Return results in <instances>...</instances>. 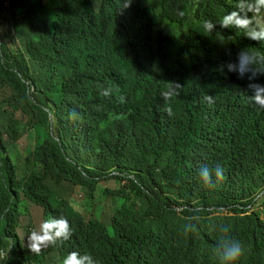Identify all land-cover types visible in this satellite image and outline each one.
<instances>
[{"label": "clouds", "instance_id": "9594fccd", "mask_svg": "<svg viewBox=\"0 0 264 264\" xmlns=\"http://www.w3.org/2000/svg\"><path fill=\"white\" fill-rule=\"evenodd\" d=\"M207 2V10L195 11L186 19L182 11L176 13L173 2L106 0L94 8V15L103 12L107 24L101 27L95 23L82 40L72 32L62 45L61 38L42 33L44 23L35 24L37 0H0V25L17 42L3 55L8 74L0 80V101L13 94L11 105L0 102V186L13 181L16 170L35 174L57 157L75 165L76 187L83 196L99 183L98 195L103 202L110 201L111 209L126 210L128 216L138 212L147 224L169 228L177 255L172 253L166 260L151 257L144 264H193L187 259L190 252H197L206 264H242L238 262L244 254L241 243L222 236L229 229L222 227L220 217L231 211L225 209L226 204L216 203L227 180L212 157L231 142L222 126L224 114L230 113L229 94H234L245 110L264 109V0ZM151 11L157 22H148ZM198 15L209 19L219 15L221 19L202 23L195 19ZM55 43L60 53L50 57L52 71L47 75L34 58ZM79 43L101 57L91 65L72 63L64 51L67 45L77 47ZM143 52L147 62L141 58ZM61 70L64 73L59 76ZM105 74H110L109 83ZM148 77L154 89L136 87L145 84ZM87 89L115 107L118 130L131 132L138 141V146L134 144L122 153L121 164L112 160L110 151L101 150L93 136L83 140L89 147L87 152L73 153L64 146V135H80L86 116L78 117L70 105ZM185 102L194 106L193 112L208 132L181 118ZM17 112L28 115L26 129L33 138L23 155L10 147L19 138ZM9 137L12 142L7 141ZM187 147L193 151L181 158ZM143 163L163 170L167 178L157 183L146 180ZM180 173L188 185L176 182ZM109 180L115 187L101 184ZM243 202L247 201L238 198L229 205L244 209L239 215L256 214L254 202ZM28 207L15 199L4 203L0 206V226L18 235L20 218L27 216ZM208 221L215 223L217 232L203 234ZM28 231L24 246L19 242L33 256L30 264L46 260L35 257L46 248L49 254L59 253V262L48 257L52 264H108L100 255L90 254V247L60 254L59 249L73 234L65 216L44 217ZM201 239L206 240L208 254L199 251Z\"/></svg>", "mask_w": 264, "mask_h": 264}, {"label": "trees", "instance_id": "16d2710c", "mask_svg": "<svg viewBox=\"0 0 264 264\" xmlns=\"http://www.w3.org/2000/svg\"><path fill=\"white\" fill-rule=\"evenodd\" d=\"M105 1L37 0V9L33 19L35 24H45L43 34L48 32L49 37L61 38V44L65 45L72 32L82 40L85 33L92 31L95 23L99 22L101 27L107 24V18L103 12L100 16L94 15V7L98 6L99 8ZM163 1L175 3L176 13L182 11L186 19L193 17L195 11L208 9L207 0ZM195 19L202 23L206 20L214 22L216 19L220 20L221 16L215 15L213 19H209L198 15ZM148 22H157L152 11L148 13ZM16 44L17 42L10 37L5 26L1 24L0 80H5L8 74L3 55L6 56L7 49L16 46ZM145 49L143 48V50ZM182 50H186V47H183ZM54 52L60 53L57 43L41 52L39 56L36 54L34 58V61L39 63L41 70H44L47 75H50L52 71L50 57ZM64 52L72 58L71 62L78 66L91 65L101 57L99 54L92 53L91 49L82 43H79L77 47L69 44ZM146 56L147 54L143 52L141 58L145 62H147ZM40 58L44 59V62ZM63 73V70L59 71V76H62ZM104 78L105 82L109 83L110 74H105ZM144 83L137 84L136 87L139 85L141 88L146 86L155 88L154 84H150L149 77ZM73 84L75 85V83ZM78 94L76 103L70 105V111L75 110L78 117L86 116V120L82 121L83 127L79 130V136H75L73 133L63 136L64 146L73 153H77L79 150L87 152L89 147L83 140L93 136V142L95 140L101 150L111 152V158L115 163H123L122 153L128 151L134 144L138 146V141L135 142L131 132L122 133L118 130L114 121L115 107L104 97L100 94L95 95L91 89ZM227 100L230 113L224 114L222 126L226 132L225 136L231 142L226 148L216 150L212 161L217 167L223 168L228 185L241 181V174L252 170L256 163L259 164L262 173L256 188L260 189L258 191H262L264 190V109L245 110L234 94H229ZM0 102L4 105H11L13 94L10 93ZM193 108L192 104L185 102L181 106V118L188 124L198 125L203 132H208L204 121L193 112ZM88 122L91 124L88 125ZM89 127H92L91 130ZM189 142L195 143L193 140ZM188 148L183 150L181 158H184L185 153L190 154L192 148ZM142 166L144 178L150 182L157 183L167 178L163 170H157L146 163H143ZM75 172L74 164L66 163L57 157L53 159L52 165L45 166L35 174L16 170L13 173V181L6 186H0V206L15 199L23 201L27 205L34 204L41 207L45 218L67 217L71 222L73 234L68 243L59 249L62 256L71 250L82 252L86 247H90V254L100 255L105 258L108 264H144L143 262L151 257L166 260L172 253L177 255L179 250L175 246V241L168 236L169 228L160 223L147 224L140 218L138 212H132L128 216L126 210L115 211L112 209L111 216L107 220H103L104 202L97 192V188L100 187L99 183L93 191L83 196L82 206L86 207L89 212V217H86L71 203L72 192L77 185ZM184 177V174L180 173L176 176L177 179L175 178L181 186L188 185L187 179ZM58 185L60 188L57 187ZM225 187L224 185L223 190ZM237 199L234 198L229 203ZM259 200L260 205L264 206V192L256 199L252 198L247 202L256 203ZM238 204L241 202L238 201ZM225 209L231 212L223 213L220 217L222 227L226 226L229 229L227 233H222V236L238 240L241 243L244 254L238 262L262 264L264 262V214L253 212L251 216L239 215L237 213L244 212V209L232 205L225 206ZM214 224L213 221H208L204 225L203 234L217 232ZM218 239H216V243ZM206 244V240L201 239L199 251L202 255L208 254ZM2 252L4 255L0 264H30L33 259V256L28 254V250L14 238L13 232L0 226V256ZM143 259L144 261H142ZM187 259H191L193 264H206L197 252L187 254ZM47 263L46 260L41 262V264Z\"/></svg>", "mask_w": 264, "mask_h": 264}, {"label": "rangeland", "instance_id": "374dc122", "mask_svg": "<svg viewBox=\"0 0 264 264\" xmlns=\"http://www.w3.org/2000/svg\"><path fill=\"white\" fill-rule=\"evenodd\" d=\"M95 9L97 6L94 7ZM16 118L20 119V132H19V138L16 142L12 143L10 147L16 151H18L20 154L26 153V148H30L33 142V138L27 133V120L28 115L23 113H16ZM7 141L12 142V137H9ZM262 173V168L259 164H255L253 169L250 170L247 173L241 174L240 178L241 181L234 182L231 185H226V189L222 194V197L216 201L217 204H226L229 205V202L234 198H240L243 201L250 200L257 192H259L257 189V183L259 180V177ZM102 185L113 188L115 187V183L113 180L109 181H102ZM60 188V186H57ZM82 199H83V193L79 187H76L72 192V199L71 203L79 209L86 217H89V212L86 210V207L82 206ZM260 200L256 201V203L253 204V208L256 209V214L259 213L261 215L264 214V206L260 205ZM103 214L102 219L107 220L109 216L112 214L111 209V203L110 201L103 203ZM43 211L40 207L29 204L28 207V213L27 216H21L20 218V226L17 228V231L19 234H14V238H16L18 241L22 242L23 246L26 243V235L28 234V227L34 228L40 224L41 221H43ZM16 233V232H15ZM50 249L46 248L44 249L39 255L35 254L36 259L39 261L42 259L48 260L47 264H51V260L48 257L54 256L55 262H59L60 257L59 253H50ZM0 261H2V256H0ZM264 264V262L262 263Z\"/></svg>", "mask_w": 264, "mask_h": 264}]
</instances>
